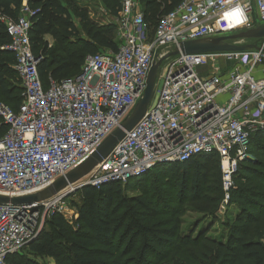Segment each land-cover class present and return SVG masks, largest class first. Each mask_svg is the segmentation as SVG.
I'll return each instance as SVG.
<instances>
[{"label": "built area", "instance_id": "built-area-1", "mask_svg": "<svg viewBox=\"0 0 264 264\" xmlns=\"http://www.w3.org/2000/svg\"><path fill=\"white\" fill-rule=\"evenodd\" d=\"M29 14L24 3L16 20L0 17L22 87L16 110L0 101L7 126L0 137V196L6 197L38 192L84 161L131 112L152 63L180 42L264 25V0H180L158 17L152 32L139 1L120 0L117 50L87 54L77 75L49 77L45 84L29 42ZM259 40L245 51L164 58L157 95L154 91L143 116L86 176L46 200L0 203V264H9L8 257L37 235L67 192L84 185L124 184L155 165L215 153L228 191L251 135L264 130V77L254 75L264 64V36Z\"/></svg>", "mask_w": 264, "mask_h": 264}, {"label": "trees", "instance_id": "trees-1", "mask_svg": "<svg viewBox=\"0 0 264 264\" xmlns=\"http://www.w3.org/2000/svg\"><path fill=\"white\" fill-rule=\"evenodd\" d=\"M138 1L151 32L158 17L180 2ZM23 2L30 11L29 42L33 54L40 57L37 70L44 84L49 77L59 80L77 75L85 55L97 53L93 50L97 46L112 52L118 48L115 24L91 19L75 0H0V17L16 20ZM101 2L117 16L120 0ZM70 12L78 18L77 25ZM47 35L52 43L45 39ZM9 42L0 20V101L16 110L22 87L12 67ZM6 129L0 118V137ZM247 154L232 174L228 194L237 211L232 223H224L226 233L221 238L205 234L209 225L205 231L199 225L191 232L183 229L181 201L193 202L213 216L218 204V195H211L208 185L210 164L218 156L201 153L184 162L155 165L123 184L125 191L141 188L138 194H123L120 183L83 187L81 202L73 203L76 216L68 221L54 212L26 246L52 264H264V130L251 135ZM158 168H168L178 177L176 200L167 187H161L166 200L160 201L146 185L149 172ZM8 263L49 264L18 253L9 256Z\"/></svg>", "mask_w": 264, "mask_h": 264}, {"label": "water", "instance_id": "water-1", "mask_svg": "<svg viewBox=\"0 0 264 264\" xmlns=\"http://www.w3.org/2000/svg\"><path fill=\"white\" fill-rule=\"evenodd\" d=\"M263 36L264 25H261L241 30L229 35H220L207 39H197L180 42L178 47H175L172 51H170L166 55H163L152 63L146 77L144 91L134 105L131 112L126 117H124L120 125L116 127L84 161H82L78 166L67 172L64 176L59 177L49 186L40 191L22 196H0V203L9 202L13 205L31 204L41 200H46L61 192L68 185L74 184L81 178L86 176L110 153L114 145L124 137L125 132L129 131L143 116L147 105L153 98L157 69L164 58L177 54L245 51L250 48H256L257 45L253 42L243 43L244 40H257L262 38ZM84 187L86 186L84 185ZM75 191L77 190L75 189L72 192H67L65 196H70Z\"/></svg>", "mask_w": 264, "mask_h": 264}, {"label": "rangeland", "instance_id": "rangeland-1", "mask_svg": "<svg viewBox=\"0 0 264 264\" xmlns=\"http://www.w3.org/2000/svg\"><path fill=\"white\" fill-rule=\"evenodd\" d=\"M86 1H89L90 6V12L91 16L96 18L97 20H111L114 21L115 17L112 15L110 19L106 17V10L101 5V0H76L75 3H85ZM141 6V5H140ZM153 27V24L151 23L150 28ZM115 40L117 44H120V40L118 41L116 34H115ZM247 42H253L258 43L260 40H244L243 43ZM93 50L97 52H109V49L101 48L99 46L95 47ZM165 64V61L162 63V65ZM213 64V63H211ZM209 64V65H211ZM218 64L220 67H222V63H215ZM214 64V65H215ZM160 68V67H159ZM205 66L200 67V72L205 70ZM161 80L158 77V74L155 79V85H154V91L155 96L157 95L159 88H160V82ZM249 147V146H248ZM248 151V150H247ZM248 156V155H247ZM210 167L212 169L210 173L209 183L208 185L211 187V191L213 195L214 193L218 195V204L217 208L214 211V216L212 214H209L207 212H204L202 208H200L198 205H196L193 202L189 201H181V207L183 209L181 220L183 222V229L184 231H192L190 229H193L195 225H199L202 230H206L207 225L211 226V228L208 231H205L207 236L214 237V238H221L226 233L224 223H232L233 215L236 213L237 209L235 207L234 201L229 200V194L228 191H224L221 184V168H220V161L219 159H215L213 162H211ZM159 171V172H158ZM156 175V176H155ZM220 175V177H219ZM155 176V177H154ZM146 185H150L151 189L155 192L156 197L161 201L164 200V192L161 189V187H167L171 192L172 199L177 198V184H178V177L171 174V171L167 168H158L151 172H149V175L145 178ZM123 184H121V190L123 191V194L125 195H134L138 194L140 189L136 188L133 189V191H125L123 189ZM226 193L228 194V198H226ZM210 195V194H207ZM82 199V193L79 191L75 192L71 196L66 197L61 203L60 207L56 208L57 213H60L65 219L68 221H71L72 218L76 216L75 208L73 207V203H80ZM226 200V201H224ZM180 203V202H179ZM215 217V218H214ZM214 219H216L214 221ZM43 228V226H42ZM47 229V227H46ZM199 228L196 229L195 232L192 234H196ZM201 243L199 244V246ZM18 255L22 258H28V257H36L37 259L48 262L49 264H52V261L49 258H41L38 256H35L28 248L27 246H23L18 252ZM176 261V259H173Z\"/></svg>", "mask_w": 264, "mask_h": 264}, {"label": "crops", "instance_id": "crops-1", "mask_svg": "<svg viewBox=\"0 0 264 264\" xmlns=\"http://www.w3.org/2000/svg\"><path fill=\"white\" fill-rule=\"evenodd\" d=\"M75 1H76V0H75ZM100 2H101V1H100ZM24 3H25V2H23V4H24ZM77 4H78V3H77ZM78 5H79V7L85 8V9L88 11V14H89L90 18L93 19V20H95V21H97V22H99V23H109V22H113V23H114V22H115V21H111V20H102V21H100V20H97L96 18L92 17V16H91V12H90L89 1H86L85 3H79ZM101 5H102V7L104 8V10H106L102 2H101ZM139 7H140V4H139ZM140 9H141V7H140ZM106 12H107L106 17H107L108 19H110V17H111L112 15H111L110 13H108L107 10H106ZM70 13H72V12H70ZM71 15H72V19H73V21H74L75 24L77 25L78 22H79L78 18L75 17V16L73 15V13H72ZM114 17L116 18V16H114ZM114 24H115V23H114ZM115 34H116V31H115ZM45 39H46L49 43H52V42H53V41H52V38H51L50 36H48V35L45 36ZM257 40H258V39H257ZM254 75H255L256 77H258V78H260V77H264V64L259 65V66L256 67V69H255V71H254Z\"/></svg>", "mask_w": 264, "mask_h": 264}]
</instances>
